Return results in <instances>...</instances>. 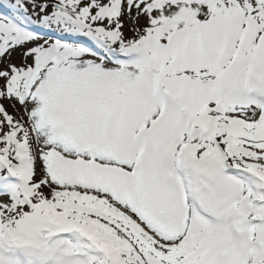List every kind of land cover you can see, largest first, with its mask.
<instances>
[{"label": "snow or ice", "instance_id": "snow-or-ice-1", "mask_svg": "<svg viewBox=\"0 0 264 264\" xmlns=\"http://www.w3.org/2000/svg\"><path fill=\"white\" fill-rule=\"evenodd\" d=\"M3 7L0 264H264V0Z\"/></svg>", "mask_w": 264, "mask_h": 264}, {"label": "rangeland", "instance_id": "rangeland-1", "mask_svg": "<svg viewBox=\"0 0 264 264\" xmlns=\"http://www.w3.org/2000/svg\"><path fill=\"white\" fill-rule=\"evenodd\" d=\"M10 2H12V1H14L15 2V0H9ZM12 59L14 60V61H19V59H20V57H19V54L18 53H13V57H12Z\"/></svg>", "mask_w": 264, "mask_h": 264}]
</instances>
